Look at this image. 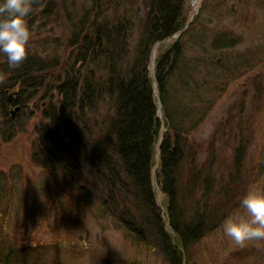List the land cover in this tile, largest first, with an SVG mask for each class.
<instances>
[{
	"label": "trees",
	"instance_id": "trees-1",
	"mask_svg": "<svg viewBox=\"0 0 264 264\" xmlns=\"http://www.w3.org/2000/svg\"><path fill=\"white\" fill-rule=\"evenodd\" d=\"M82 1L78 7L76 0H33L28 25L35 13L46 20L65 17V53L60 60L59 54L28 50L16 69L0 54V135L6 141L18 132L15 117L22 113H9L11 90L22 108L41 99L46 105L33 127V163L59 175L73 189L75 205L96 206L118 218L138 245L152 247L167 264H198L194 248L238 204L246 162L240 140L228 169L217 177L213 148L208 145L205 154L190 142L206 116L199 103L208 76L203 67L205 60L212 63L211 49H228L241 39L232 28L202 21L201 13L222 14L223 0H201L192 19L187 0ZM140 1L144 13L132 46ZM223 10L225 16L235 13L231 6ZM254 91L255 98L261 96L258 83ZM105 101L101 113L97 108ZM262 161L264 167V156ZM12 177L16 181L18 174ZM14 185L0 183V264H69L51 244L13 238L12 208L21 203L12 202Z\"/></svg>",
	"mask_w": 264,
	"mask_h": 264
},
{
	"label": "rangeland",
	"instance_id": "rangeland-1",
	"mask_svg": "<svg viewBox=\"0 0 264 264\" xmlns=\"http://www.w3.org/2000/svg\"><path fill=\"white\" fill-rule=\"evenodd\" d=\"M76 1L78 7L84 3ZM246 1L223 0L224 5L220 6L222 14L214 16L213 12L209 17H203L206 13L200 14L205 23L212 19L213 28H232L233 35L241 39L239 44L228 49H211L208 57L212 63L205 60L203 72L208 69L207 83L202 90L205 101L199 103L206 116L190 136L191 144L196 149L203 148L205 154L208 153V145L213 148L217 157L214 165L217 177L228 169L230 156L240 140L246 145L241 183L243 193L236 198L238 204L225 218L238 208L248 185L264 177V3ZM186 5L189 19L200 13L201 0H187ZM226 6L233 7L235 13L225 16L223 9ZM134 10L135 23L129 39L132 46L140 33V20L144 13L142 1ZM35 15L37 17L29 24L32 32L29 50L44 55L59 54L61 60L68 30L65 17L61 15L56 20H46ZM0 54L3 57L4 54ZM221 60L224 65H216ZM229 64L238 70L230 71L232 67H226ZM256 83L262 91L258 98L254 97ZM45 105L40 99L29 101L26 107L20 106L22 115L15 117L17 135L6 141L0 135V183L9 186L14 182L18 189L16 195H12V202L21 201L20 205L12 208L13 238L20 240L23 237L28 241L34 239L51 244L48 247L54 254L61 255L63 263L124 264L133 259L139 264H167L152 247L143 243L138 245L135 238L125 232L118 218L105 214L96 206L75 205L73 189L61 183L59 175L50 174L33 163L30 155L31 141L36 138L33 127L41 120V109ZM106 106L105 101L97 109L102 113ZM165 130L164 127L163 132ZM80 162L85 164L83 157ZM12 174H18L16 181ZM25 195L33 199L29 201ZM192 255L198 264H264V241L237 246L224 236L219 226L198 243Z\"/></svg>",
	"mask_w": 264,
	"mask_h": 264
},
{
	"label": "clouds",
	"instance_id": "clouds-1",
	"mask_svg": "<svg viewBox=\"0 0 264 264\" xmlns=\"http://www.w3.org/2000/svg\"><path fill=\"white\" fill-rule=\"evenodd\" d=\"M32 4L33 0L0 3V53L6 57L9 69L21 66L28 56L32 32L26 17L32 11ZM221 229L237 246L264 241V177L248 185L238 208L226 216Z\"/></svg>",
	"mask_w": 264,
	"mask_h": 264
},
{
	"label": "water",
	"instance_id": "water-1",
	"mask_svg": "<svg viewBox=\"0 0 264 264\" xmlns=\"http://www.w3.org/2000/svg\"><path fill=\"white\" fill-rule=\"evenodd\" d=\"M17 94V91H13V92H10L8 94V99L10 102H13L14 103V96ZM20 109V106L18 104H16L15 107H13L12 109L9 110V113H11L12 116H14L16 114V111H18Z\"/></svg>",
	"mask_w": 264,
	"mask_h": 264
},
{
	"label": "bare ground",
	"instance_id": "bare-ground-1",
	"mask_svg": "<svg viewBox=\"0 0 264 264\" xmlns=\"http://www.w3.org/2000/svg\"><path fill=\"white\" fill-rule=\"evenodd\" d=\"M196 0H193V2H195Z\"/></svg>",
	"mask_w": 264,
	"mask_h": 264
}]
</instances>
